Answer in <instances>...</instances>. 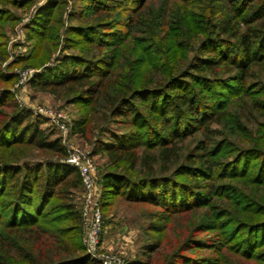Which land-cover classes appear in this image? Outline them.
I'll return each mask as SVG.
<instances>
[{"label": "trees", "instance_id": "1", "mask_svg": "<svg viewBox=\"0 0 264 264\" xmlns=\"http://www.w3.org/2000/svg\"><path fill=\"white\" fill-rule=\"evenodd\" d=\"M80 1L59 56L30 87L78 107L72 134L96 131L93 153L106 158L101 211L119 201L156 209L146 261L133 263L153 264L156 253L157 264H227L230 256L264 264V0H160L165 12L157 0ZM33 3L0 0V24L9 7ZM65 3L36 9L29 61L45 59ZM16 80L0 75V264H98L81 244L78 173L63 162L60 137L18 106ZM33 153L43 160L28 159ZM182 221L183 235L161 253L168 225Z\"/></svg>", "mask_w": 264, "mask_h": 264}, {"label": "rangeland", "instance_id": "2", "mask_svg": "<svg viewBox=\"0 0 264 264\" xmlns=\"http://www.w3.org/2000/svg\"><path fill=\"white\" fill-rule=\"evenodd\" d=\"M16 1L20 2L23 0ZM33 1L34 3L27 8L14 9L9 7L10 21L1 22L0 24V51L6 54L5 61L0 63V75L16 76L17 80L10 88V91H12L14 99L19 107H25L30 109L32 112L36 111L37 108L62 110L71 121V119H75L80 115L78 107L67 104L64 99L62 100L56 98L46 92L34 90L30 87V83L37 73L42 71L47 66L52 65L53 60L59 56L60 46L63 43L64 32L67 26L72 22L68 20V14L70 10H72L74 4H77L76 6H78L82 4V2L80 0V3L78 0H66L65 5L59 9L60 13H58L59 15L56 16V18L60 17L59 19L61 23L53 24V27L51 28V34H53L51 37H55V40L51 42V45H48L47 43L43 45L42 59H45L38 65L35 64L36 62L29 61V58H31V56L35 53V40H29L27 32L28 27L33 21L36 9L43 6L46 0ZM107 2L110 5H113L114 0H107ZM155 6L157 8L162 7L161 12H165L168 8H170L169 5L163 4L160 0L154 2V7ZM225 6V4H222L219 7L223 8ZM55 43L56 45H53ZM0 86H3V84L0 83ZM236 110L238 109L236 108L235 111ZM41 119L44 122L41 125V128L44 130L45 134L50 135L54 132L56 136H61V134L48 122L47 119ZM252 119H254V117ZM263 122V119L258 118V123ZM255 123L257 122L252 121L251 125H248V128L255 131ZM243 124L245 123L243 122ZM213 128L224 131L221 127ZM110 129L112 131L120 132V129H117L115 125H111ZM108 136V134L103 135L101 140L103 142L107 141ZM199 136V133H197L195 137H188L185 142L180 144L179 146L182 148L181 152L185 153L188 149L193 147L196 142L193 138L196 139L197 137L199 138ZM98 138L99 137L96 135V131H94L92 135H89L87 139L81 138L79 135L72 134L71 132L66 137L69 145L79 147L89 153L90 156H93L99 173V171L104 168L106 158L101 151H98L96 154L93 153L94 151H97L98 145L96 144V141ZM241 145H243V143H241ZM36 156H39L38 153H33V155L29 156L28 159L43 160L42 157ZM81 198L82 190L74 193V202L79 204V209L81 205ZM155 210V208L148 205L119 201L111 207L109 211H101L102 226L99 237L100 246L98 252L100 254L118 257L122 261V264H134L133 262L137 258L142 261H146V257H140V255L142 254L141 251L143 246L148 243L149 240H153L150 236L149 240L147 238V242L145 231L152 226L151 224H153L150 219L151 217L149 216L151 213L155 212ZM184 230L185 224L183 221L180 222L179 225L170 223L167 227L165 236V246L163 249H160L161 253L168 254L170 252V248L167 245L173 246L177 237L183 235ZM151 256L154 259L153 264H157V261L160 260L158 254L155 253ZM227 264L252 263L230 256Z\"/></svg>", "mask_w": 264, "mask_h": 264}, {"label": "built area", "instance_id": "3", "mask_svg": "<svg viewBox=\"0 0 264 264\" xmlns=\"http://www.w3.org/2000/svg\"><path fill=\"white\" fill-rule=\"evenodd\" d=\"M24 75V74H22ZM36 116L47 119L48 122L61 134L60 139L66 148L64 163L76 169L82 189L80 205L82 237L81 244L84 251L98 264H122L118 257L98 252L102 214L100 208L101 189L99 185L98 169L93 156L89 153L69 145L67 135L70 133L71 121L62 110L37 108L33 111Z\"/></svg>", "mask_w": 264, "mask_h": 264}]
</instances>
